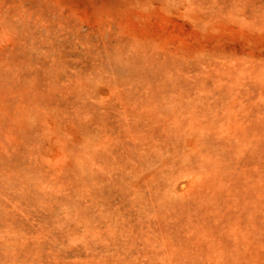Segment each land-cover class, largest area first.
Instances as JSON below:
<instances>
[{
	"label": "rangeland",
	"instance_id": "rangeland-1",
	"mask_svg": "<svg viewBox=\"0 0 264 264\" xmlns=\"http://www.w3.org/2000/svg\"><path fill=\"white\" fill-rule=\"evenodd\" d=\"M0 264H264V0H0Z\"/></svg>",
	"mask_w": 264,
	"mask_h": 264
}]
</instances>
